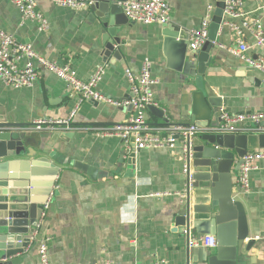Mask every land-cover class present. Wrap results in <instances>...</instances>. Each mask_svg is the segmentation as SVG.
I'll return each mask as SVG.
<instances>
[{"label": "crops", "instance_id": "crops-1", "mask_svg": "<svg viewBox=\"0 0 264 264\" xmlns=\"http://www.w3.org/2000/svg\"><path fill=\"white\" fill-rule=\"evenodd\" d=\"M167 3L171 9L168 24L131 22L130 27L121 29V60L111 56L103 61V34L97 23L89 20L90 9L76 11L40 0L38 8L50 25L48 32H40L35 23L22 19L16 6L0 1V30L11 34L18 43L32 45L51 62H69L83 82L104 68L97 89L120 102L131 96L126 70L138 74L143 62L149 60L158 80L154 88L157 106L147 112L151 127L214 124L217 114L210 118L206 112L207 100L212 97L220 98L225 103L222 109L233 114L264 112V73L246 67L233 54L239 37L227 25L211 51L217 63L213 62L204 76V93L176 71L181 56L180 37L171 40L169 32L179 29L190 34L207 17L211 22L214 18L227 20L224 2ZM242 3L245 19L259 22L264 31V0ZM242 40L251 47L249 56L264 58V50L253 47L249 31L243 32ZM80 102L79 95L46 71L41 72L32 88L9 89L0 81V124L27 127L41 118L67 120ZM131 115L129 107L87 100L71 121L75 129L66 132L69 139L58 140L51 147L55 134L27 132L35 133L34 146L57 153L62 163L52 162L61 172L29 248L0 263L41 264L39 245L49 238L48 264H197L188 253L189 235L204 234L192 226L186 228L179 220L184 201L178 194L184 193L186 187L181 145L173 150H137L138 158L131 160V147L126 148L122 140L99 137L89 130L123 123ZM259 151L264 150L250 153ZM76 164L92 171L80 170ZM237 175L233 197L244 206L249 238L255 243L249 252L244 247L240 264H264V159L250 173L248 191L239 186ZM153 194L167 196L151 197Z\"/></svg>", "mask_w": 264, "mask_h": 264}, {"label": "water", "instance_id": "water-1", "mask_svg": "<svg viewBox=\"0 0 264 264\" xmlns=\"http://www.w3.org/2000/svg\"><path fill=\"white\" fill-rule=\"evenodd\" d=\"M92 1L88 8L91 11L89 20L97 23L103 34V61L111 56L121 60L119 48L123 44L120 31L123 27H130L131 23L122 7L127 0ZM225 21L212 20L208 40L197 50L189 49V33H181L179 29L169 32L171 40L180 37L178 47L181 56L176 71L182 74L185 82L194 83L202 93L205 92L204 76L209 66L217 63L213 61L211 51L216 48ZM166 27L168 29L169 26ZM207 101L206 112L210 118L218 115L225 105L218 97ZM129 109L132 111V107ZM24 127L0 124V262L29 248L61 172L56 165V162L62 163L57 153L49 152L41 145L34 146L35 133L28 134L22 130ZM69 138L67 133H56L50 146ZM257 149L264 150V134L207 133L194 139L191 180L186 179L179 220L186 228L192 226L199 234L212 235L217 241L214 250L202 247L188 249L195 263L240 264L244 247L249 252L255 244L249 238L244 206L233 195L234 176L239 174L244 157ZM129 156L131 160L138 158L135 145L131 146ZM76 166L80 170L92 171L83 165Z\"/></svg>", "mask_w": 264, "mask_h": 264}, {"label": "built area", "instance_id": "built-area-1", "mask_svg": "<svg viewBox=\"0 0 264 264\" xmlns=\"http://www.w3.org/2000/svg\"><path fill=\"white\" fill-rule=\"evenodd\" d=\"M8 1L18 8L24 21H31L38 26L40 32H48L49 22L42 11L38 8L40 0H0ZM55 6L72 10L88 9L93 4L92 0H50ZM242 0H225L224 14L230 30L239 37V46L233 51L246 67L264 73V58H254L248 55L251 47L243 42V32L249 31L254 39L253 47L264 50V31L259 22L250 23L242 11ZM125 16L134 23L144 25H166L170 21V6L167 0H130L123 5ZM210 17H207L199 29L193 30L189 37L191 50L201 48L208 40L210 29ZM42 71L49 72L63 81L68 88L81 97V102L76 106L67 120H54L41 118L34 120L31 125L22 130L35 133H66L72 131L71 121L77 114L83 101H94L113 107H132L131 117L120 124L89 128L99 137H117L124 143L126 148L132 145L139 151L147 150H173L180 144L182 147L183 174L191 180V161L194 149V139L198 135L212 134H264V112L233 114L226 109H221L217 115V122L207 126L196 124L171 125L162 128L151 127L147 123V112L150 107L157 106L154 97V88L158 80L152 74V64L145 60L138 74L126 70V79L129 82L131 96L126 101H116L103 95L97 86L104 75V68H99L93 78L88 82L81 81L69 62L57 64L41 56L32 45L18 43L14 37L0 30V81L9 89L32 88L39 80ZM263 124V126H259ZM264 159V151L248 153L244 159L238 175L239 186L248 191L250 173L255 169V164ZM184 193L178 194L182 199ZM151 197H165L167 194H153ZM47 207V206H46ZM40 228V222L36 232ZM49 238L39 245V257L41 264H48ZM205 248L213 250L217 247V241L212 235L190 237L188 249ZM111 264V263H106ZM155 264H164L163 261ZM191 264V263H189Z\"/></svg>", "mask_w": 264, "mask_h": 264}]
</instances>
